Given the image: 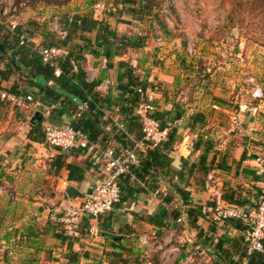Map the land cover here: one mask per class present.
Returning a JSON list of instances; mask_svg holds the SVG:
<instances>
[{
	"label": "crops",
	"instance_id": "0c3cea01",
	"mask_svg": "<svg viewBox=\"0 0 264 264\" xmlns=\"http://www.w3.org/2000/svg\"><path fill=\"white\" fill-rule=\"evenodd\" d=\"M114 2L102 11L84 5L73 8V13L69 10H59L62 14L58 13L63 29L70 31L64 41L55 34L56 42L60 45L66 43L69 55L73 52L74 58H83L78 66L72 62L75 77L70 79V86L83 90L79 73L88 84L98 83L95 93L88 96L94 110L93 116L89 117V105L83 109L84 103L78 102L71 92L62 90L54 81L47 84L42 76L25 67L21 51L28 57L36 55L39 58L33 50L21 47L22 50L14 52L12 47L16 43L13 42L7 44V54L0 55L3 60L6 56H16L17 63L22 66L21 69L10 70L9 62L1 63L0 71L7 74H0V91L31 95L36 104L0 103V248L18 244L30 252L47 254L48 258L42 264H183L186 253L179 251L177 239L184 232L178 221H174L171 212L179 211V220L184 219V223H188L189 209L201 210L215 190H224V182L227 181L221 167L227 161L228 154L222 153L220 148H214L219 153L210 154L212 159H216L213 167L217 165L207 177L199 169L191 171L212 141L204 142L203 136L194 146V139L198 137L187 128L194 115L193 110L187 117L184 115L183 119L176 120L177 107L171 102L170 93L178 90L179 84L180 65L171 62L175 61L172 59L176 54H159L162 61L159 66L146 64L148 57L141 58L138 54L141 50L152 51L154 41L146 23L140 22L134 15L139 5L125 3V0ZM70 17H74L78 25L79 19L94 20L95 26L90 25L87 31L74 32L69 38L74 25H68ZM38 29L30 27V31L35 32V43L43 44L44 29ZM51 32L54 33L52 28ZM132 36L141 37L143 48L139 51L123 50L121 40ZM121 64L132 67L140 81L149 83L148 91L157 107V118L164 121L170 130L176 128L178 131L177 143L170 155L173 182L185 190L189 203L181 206L180 210L171 211L168 203L178 201L179 197L169 188V178L160 170L144 176L145 180L138 177L135 170L142 167L146 157V153L142 152L133 168L134 177L128 176L121 182V204L110 215L99 219L93 235L89 233L86 222L81 236L68 238L60 223L63 208L82 203L103 180L104 151L115 149L124 153L131 146V137L136 139L135 135L126 131L130 109L127 102L132 94L129 92L126 69ZM41 86L63 95L56 100L48 96ZM185 109L189 111L188 106ZM38 113L42 121H39ZM133 116L138 121L136 108ZM82 118L90 120L93 129L99 133L93 142L97 147L95 149L76 148L63 152L31 139L34 126H42L43 130L48 122L58 126L73 125ZM219 138L220 134L212 136L215 142ZM205 139L209 140L208 136ZM258 149L261 148L243 141L232 149L237 174L246 172L250 175L244 179L247 181L246 187L254 184L253 180H258L256 183L264 186L263 179L255 173V160L259 156L251 158ZM212 159L208 160L211 162ZM179 172L183 173L182 179L176 175ZM211 175L215 180L212 189H207L206 183ZM70 188L78 192L73 193V197L67 194ZM206 221V218L198 221L199 228L215 245L225 243L223 250L212 248L214 254L209 256L211 264L231 263L225 259V251L234 255L232 259L237 264H249L247 260H239L237 252L241 249L232 247L237 243L244 246L243 231L230 224L212 221L213 224H208ZM197 233L194 228L190 235Z\"/></svg>",
	"mask_w": 264,
	"mask_h": 264
},
{
	"label": "rangeland",
	"instance_id": "374dc122",
	"mask_svg": "<svg viewBox=\"0 0 264 264\" xmlns=\"http://www.w3.org/2000/svg\"><path fill=\"white\" fill-rule=\"evenodd\" d=\"M16 1L0 0V40L6 44L14 40L9 30L13 22L17 29L28 34L32 33L31 26L50 32L53 19L58 13L62 14L59 10L73 13L77 6L93 7L104 2L108 7L115 3V0H24L18 5ZM149 5L152 13L144 22L147 31L153 33L154 44L152 51L141 50L139 57L147 56L146 64L159 66L162 63L159 54H176L172 59L175 61L171 62L180 65L179 91L170 92L171 102L186 117L191 110L194 114H204L206 123L197 125L192 132L198 137L194 139V146L204 136V142L212 141L213 148L228 154L221 167L227 180L225 189L237 190L249 201L246 207L253 206L262 185L251 178L254 184L245 186L244 179L250 175L237 174L232 149L243 141L261 148L254 151L251 158H264V0H147L145 6ZM162 24L166 31L161 29ZM20 49L18 42L12 47L14 52ZM10 57L6 56V61L0 58L3 60L0 67L1 63H11ZM258 88L263 93L260 97L255 96ZM219 100L225 102L224 105L217 106ZM217 134L220 138L215 142L212 136L217 137ZM214 153L219 151L214 149L211 155ZM168 204L171 211L180 210L182 206L179 199ZM207 220L208 224L212 223ZM11 245L0 248V264H42L48 258L47 254Z\"/></svg>",
	"mask_w": 264,
	"mask_h": 264
},
{
	"label": "built area",
	"instance_id": "2783aa9c",
	"mask_svg": "<svg viewBox=\"0 0 264 264\" xmlns=\"http://www.w3.org/2000/svg\"><path fill=\"white\" fill-rule=\"evenodd\" d=\"M16 3H18V0ZM105 7L104 2H99L94 6V9L95 11H102ZM75 23L74 17L68 19L69 26ZM51 26L53 32L58 35L61 41L66 40L70 30L63 29L59 15L55 16ZM17 27L14 22L9 26L13 36L17 32ZM158 41L162 42V39H158ZM18 43L22 48L33 50L45 65L54 68L57 78L63 75L60 63L61 60L69 56L65 46L46 47L42 44H36L33 39H28L25 36L20 37ZM136 94L139 98L136 117L142 125L144 137L142 140L131 137V146L124 153H119L115 149H108L102 153V161H104L102 168L103 180L92 189L82 203L65 207L61 212L60 223L63 226L64 235L68 238L81 236L86 222L89 225V233L93 235L97 230L99 219L110 215L121 204V180L132 176L139 154L146 153L148 149L164 144L169 139L170 129L163 128L162 122L157 118V107L148 89L145 91L143 88H138ZM262 95V89L258 88L255 96L260 97ZM0 103L16 105L29 103L36 106L33 96H25L10 91H0ZM87 108L88 104H84L83 109ZM43 133L45 143L63 152H69L76 148L84 150L97 148L87 134L70 124L58 126L48 122L45 124ZM255 162L256 176L263 179L264 158L258 157ZM214 180L212 175L209 176L206 183L207 189H212ZM201 214L203 218L217 224H229L233 221L242 223L245 226L242 237L248 254L258 252L264 255V186L260 188L257 200L252 207H237L226 203L223 199L222 190L217 189L213 192L209 202L202 206ZM182 222H184V219L178 220V223ZM192 236L184 232L177 239L179 251L186 253L183 264H199L201 262L211 264L206 251L195 243L194 236Z\"/></svg>",
	"mask_w": 264,
	"mask_h": 264
},
{
	"label": "trees",
	"instance_id": "16d2710c",
	"mask_svg": "<svg viewBox=\"0 0 264 264\" xmlns=\"http://www.w3.org/2000/svg\"><path fill=\"white\" fill-rule=\"evenodd\" d=\"M24 0H18V5L20 3H22ZM146 1L140 2L139 0H125V3H130V4H134V5H139L137 7V9H135V17L137 18V20H139L140 22L144 21V18L149 16L150 13H152V6H145L146 5ZM148 2H150V0H148ZM148 12V13H146ZM80 22V24H74L73 25V30L70 32V36L69 38H71L72 33L77 32L79 30L81 31H87L89 29L90 25L95 26V21L94 20H88V19H79L78 20ZM86 22V23H85ZM36 28L42 29L38 26H36ZM38 29V30H39ZM161 29L162 30H167L166 26H164L163 24L161 25ZM21 29L18 28L16 34L12 37L14 38L13 42L17 43L18 39L22 36H25L28 39H33L34 38V33H27V32H21ZM52 32L47 31L46 28L43 31V44L46 47H52V46H59L60 44H58L56 42V35ZM100 38V36H98ZM141 37H137V36H132V37H125V39L121 40V48L123 50H127V49H131V50H139L142 48V39H140ZM7 42H0V55H6L7 54ZM66 43H64V45L61 46H66ZM113 46V45H112ZM3 48V49H2ZM24 55L22 56V62L25 65V67L30 68L31 72H33L34 74H36L37 76H42L46 83L48 84L51 81H54L56 84L60 85L59 87L62 90L65 91H69L71 92V94H73V96H75L78 100V102H80L81 104H88L89 105V117L93 116V108L91 106V102H89L88 100V96L93 95L95 92L96 87L98 86V83H92V84H88L83 78H82V74L79 73V80L82 83V88L83 90H79V89H75L72 88V86H70L69 81L70 79H73L75 77V73H73L74 71V67L72 62H74L77 66L80 64V62L83 60L82 56L81 58L75 57L73 56V52L69 55V57L66 60H63L61 62V69L63 71V75L60 78H57L55 76V69L48 66V65H44L40 59L36 56V55H31V57H28L25 52H22ZM82 53V52H81ZM111 57V55L109 56ZM9 69H21V65L17 63L16 61V56H14L13 58H11V63H9ZM121 66H124L126 69L125 75L126 78L128 80V87H129V92L132 94L131 96V100L127 102L128 106L130 107V109H128L129 114L127 116V126H126V131L129 134H133L136 136V140H142L144 137L143 131H142V125L139 121H137L133 114L135 111V108L137 107V105L139 104V98L135 93V90H137L138 88H143L145 91L148 89L149 87V83L147 82H142L140 81V77L137 76L134 71L133 68L128 66L127 64H121ZM0 74H3L6 76V72H1ZM68 77V78H67ZM43 91H46L47 95L50 97H53L54 99L56 98V100H58L63 94L59 93L56 90H51L48 88H45L43 86H41ZM97 94V92H96ZM218 104L224 105L225 102L219 100L217 101ZM176 112H177V117L176 120L179 121L181 119H183L184 117V112L178 108H176ZM98 119V118H97ZM206 123V118L204 116V114L202 113H198V114H194L189 123L187 124V128L190 129L191 131H193L197 125H204ZM73 126L77 129H81L85 134H87L89 136V138L92 140V142L96 141V138L98 137L99 133L96 132L93 129V125L91 124V121L89 120H85V118H82L81 120L77 121L75 124H73ZM162 127L163 128H169L166 123L164 121H162ZM170 129V128H169ZM33 137L31 138L32 140L39 142V143H45V136L42 130V126L38 127V126H34L32 133ZM177 135H178V131L176 128H172L170 130V134H169V139L166 143L161 144L155 148H150L147 150L146 152V157L144 159L143 165L141 168H138L135 170V172L138 174V177L140 179L145 180L146 175L148 174H152L158 170H160L162 173H164V176L169 178V183L167 184L169 186L170 189H173V191L175 192V196H178L182 207L187 206L189 203V198H188V194L185 192V190L183 188H181L180 186H178L177 184H174L173 182V178H174V173L173 170L171 168V164H172V159L170 158L171 153L174 151L175 145L177 143ZM209 146L205 149L204 154L201 155V157L199 158V160L197 161V165H193L191 168V171L194 172L196 169H199V171H201L203 173V175L205 177L208 176V174L214 170L213 168V163L215 162V158H213L211 160V162L208 160L210 154L213 152V145L208 143ZM212 165V166H211ZM177 176H179L180 179H182V175L183 173H178L176 174ZM127 178V177H125ZM124 179V178H123ZM122 179V180H123ZM121 180V182H122ZM223 192V199L226 203L237 206V207H246L248 202H246L243 198V196H240V194L237 192V190H232L230 189V187H228L227 189H225V185H224V190ZM170 203V202H169ZM254 201L253 204L254 205ZM252 207V206H251ZM180 212L175 211V212H171V216L173 217L174 221H178L179 217H180ZM188 223L187 222H182L179 223L178 225L182 226V231L183 232H187L188 234L191 233L192 229L195 228V230L197 229L198 233L196 235H193V239L195 241V243L197 245H200L202 249H204L206 251V253L208 254V256H210L211 254H214L213 249H219V250H223L225 243L221 242L220 244H214V241L208 237L203 230H201L199 228L198 225V221H200L201 219H203L202 214H201V210L200 209H189L188 211ZM230 226H233L239 230L244 231L245 230V226L237 221H233L229 223ZM243 244H244V240H243ZM233 248H240L241 250H239L237 252V254L240 256L239 260H247L249 262V264H264V255L258 252H253L252 254H248L247 252V248L244 244V246H242L240 243H237L236 245H232ZM226 257L225 259L227 260V262H231L229 264H237L235 262V260H233L232 258L234 257L233 254H231L228 251L224 252Z\"/></svg>",
	"mask_w": 264,
	"mask_h": 264
},
{
	"label": "water",
	"instance_id": "95a60500",
	"mask_svg": "<svg viewBox=\"0 0 264 264\" xmlns=\"http://www.w3.org/2000/svg\"><path fill=\"white\" fill-rule=\"evenodd\" d=\"M2 49H3V48H2ZM37 117H39V121H42V117H41V114H40V113L37 114ZM73 193H74V194H77L78 192L75 191V190H73L72 188H70V189L67 190V194H68L70 197H73Z\"/></svg>",
	"mask_w": 264,
	"mask_h": 264
}]
</instances>
